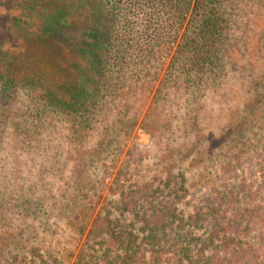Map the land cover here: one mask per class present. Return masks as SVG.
Masks as SVG:
<instances>
[{
	"label": "trees",
	"instance_id": "trees-1",
	"mask_svg": "<svg viewBox=\"0 0 264 264\" xmlns=\"http://www.w3.org/2000/svg\"><path fill=\"white\" fill-rule=\"evenodd\" d=\"M31 5V56L0 63V264H264V0Z\"/></svg>",
	"mask_w": 264,
	"mask_h": 264
},
{
	"label": "rangeland",
	"instance_id": "rangeland-1",
	"mask_svg": "<svg viewBox=\"0 0 264 264\" xmlns=\"http://www.w3.org/2000/svg\"><path fill=\"white\" fill-rule=\"evenodd\" d=\"M36 0H0V63L5 64L13 52L31 56L29 52V37L40 34L42 26L38 12L33 13L32 5ZM28 51V52H27ZM1 82V80H0ZM0 83V93L1 91ZM1 97V96H0ZM1 101V100H0ZM135 137L138 141L146 144L149 134L139 129ZM7 140L6 137L4 141ZM6 142V141H5ZM6 151V150H5Z\"/></svg>",
	"mask_w": 264,
	"mask_h": 264
}]
</instances>
